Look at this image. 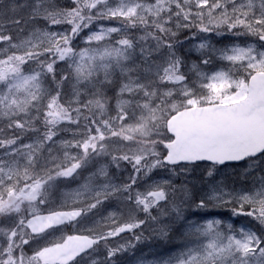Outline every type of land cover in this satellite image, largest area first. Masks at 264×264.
I'll return each instance as SVG.
<instances>
[{
  "label": "snow or ice",
  "instance_id": "6c2138e0",
  "mask_svg": "<svg viewBox=\"0 0 264 264\" xmlns=\"http://www.w3.org/2000/svg\"><path fill=\"white\" fill-rule=\"evenodd\" d=\"M145 241L176 247L136 264H264V0H0V264Z\"/></svg>",
  "mask_w": 264,
  "mask_h": 264
},
{
  "label": "rangeland",
  "instance_id": "374dc122",
  "mask_svg": "<svg viewBox=\"0 0 264 264\" xmlns=\"http://www.w3.org/2000/svg\"><path fill=\"white\" fill-rule=\"evenodd\" d=\"M217 40L221 41V44L223 43H227L226 40L224 38H217V37H213V42H216ZM192 43H196V41H193ZM220 46V45H218ZM191 47L190 44H185L184 48L181 49L182 53L187 54V49ZM195 57V53L191 54L189 57ZM192 60H189V63H191ZM204 175V169L203 167H199L196 168L188 177L189 180L191 181V183L189 184L190 186H193L194 188L200 190L201 188V183H200V178ZM219 177H226L228 178L229 182H231L232 180H237L239 182V177L235 174V171L233 169V167H226V168H220L219 170ZM77 185L75 183H72L70 185L67 186L66 191H71L72 189H74ZM195 189V190H196ZM197 193V190L195 191ZM121 209V205L116 202V201H112L111 204L106 208V209H102L100 214L97 215L96 217H94L95 220H99L101 218V216H107L109 212H117L119 214V211ZM214 211V210H213ZM236 221L235 223L237 225L243 224L246 222V218L243 217H237L234 218ZM232 222V221H231ZM71 234H78V230L73 228V227H69V228H65L62 230V232L56 233L54 236H50L47 238V240L43 241L42 244H46L49 241H52L54 239L59 238L61 235H71ZM38 245H33L32 247L35 248ZM101 248L103 249V246H101ZM101 250V249H100ZM29 253H31V249L28 250ZM103 251V250H102ZM148 253H151L150 251ZM141 256V255H137L135 257H132L130 259H128V262L125 264H136L137 258ZM100 258V257H99ZM149 258H151V255H149ZM101 259V258H100Z\"/></svg>",
  "mask_w": 264,
  "mask_h": 264
},
{
  "label": "trees",
  "instance_id": "16d2710c",
  "mask_svg": "<svg viewBox=\"0 0 264 264\" xmlns=\"http://www.w3.org/2000/svg\"><path fill=\"white\" fill-rule=\"evenodd\" d=\"M60 3H64L65 0H59ZM181 40L184 39V35H181L180 37ZM250 39V38H249ZM227 41H230L231 38L226 39ZM183 179V178H181ZM189 179V177H188ZM189 188L195 192L197 190V193L199 192L198 189L194 188L193 186L189 185ZM196 189V190H195ZM212 214H218L220 215L223 219H225L226 221H233L234 218H231V212L224 210V209H219V210H214L212 212ZM231 218V219H230ZM145 235H149V232L146 230L145 231ZM131 234H123V239L128 240L131 239ZM176 245L174 243H161L158 241H145L139 245H137L136 249L133 251H129L128 253L118 256L117 260L119 261V264H125L128 262V259L135 257L137 255H141L142 253H148L149 251L151 253H157L159 255H166L171 253L172 251L175 250ZM103 249L101 248L100 250V258L103 259Z\"/></svg>",
  "mask_w": 264,
  "mask_h": 264
}]
</instances>
